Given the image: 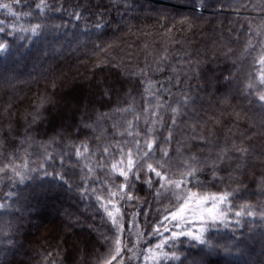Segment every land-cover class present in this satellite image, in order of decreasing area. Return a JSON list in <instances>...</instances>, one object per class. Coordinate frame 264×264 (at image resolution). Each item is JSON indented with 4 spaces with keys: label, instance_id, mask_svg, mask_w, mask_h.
<instances>
[{
    "label": "trees",
    "instance_id": "trees-1",
    "mask_svg": "<svg viewBox=\"0 0 264 264\" xmlns=\"http://www.w3.org/2000/svg\"><path fill=\"white\" fill-rule=\"evenodd\" d=\"M0 1L18 14L0 8V42L9 44L0 52V168L7 171L0 172L7 206L0 264H97L114 233L105 208H119V223L136 211L143 233L159 226L169 200L134 179L130 190L119 189L124 180L112 165L126 167L131 152L135 169L144 145L162 143L169 130L164 167L171 165L174 179L194 156L192 184L203 188L193 191L228 192L257 213L238 230L221 225L206 234L228 252L180 237L181 260L264 264V106L243 89L250 74L259 75L264 0H45L42 9L41 0ZM33 25L38 34L28 30ZM83 94L84 105L74 104ZM172 108H179L176 127ZM232 145L248 149L246 156L215 161ZM214 162L222 170L214 172ZM146 163H163L156 146ZM24 196L30 212L21 215ZM142 240L145 251L160 237ZM144 264H153L151 255Z\"/></svg>",
    "mask_w": 264,
    "mask_h": 264
},
{
    "label": "snow or ice",
    "instance_id": "snow-or-ice-1",
    "mask_svg": "<svg viewBox=\"0 0 264 264\" xmlns=\"http://www.w3.org/2000/svg\"><path fill=\"white\" fill-rule=\"evenodd\" d=\"M16 3L19 4L20 0H16ZM46 6L45 0H41L40 4L36 5L38 9H42ZM0 8L7 9L9 13H13L10 4H0ZM13 15L18 14L13 13ZM76 18L79 19V15H77ZM100 26V24L96 25V27ZM10 27L14 28L15 25H11ZM40 27V25H33L28 30L33 34H38ZM4 31L5 29L0 27V32ZM261 32H264V26H261ZM10 34L12 33L10 32ZM249 45L251 46V41H249ZM8 47L9 44L7 42H0V52H6ZM257 62L260 65L258 77L254 73L250 74L247 78L248 82L243 84V89L246 90L247 96H251L255 102L264 106V49H262L261 56ZM112 90L113 87L111 86L107 88V92H111ZM103 94L105 93L103 92ZM187 100L188 98L185 97V101ZM156 107L159 108V104H157ZM178 112L179 108H172L173 117L170 127H176V114ZM172 136V131L169 130L168 136L163 138L162 143L158 144L155 139L147 142L144 145L146 150L143 152V157L135 163V169L133 168L134 161L131 152L127 153L128 158L126 167H118L117 164L112 165V168L116 169L119 176L124 180V183L118 185L119 189L130 190L132 185L128 183V181L134 179L135 181L144 183L153 191L154 197L168 199L172 208H175V210H172V208L166 209L163 221L160 222L159 226L151 229L152 236L160 237V243L156 245V254H153V249L151 247H148L146 252L143 248L137 251V243H133L131 240H129L130 246L124 245L121 237L123 236L125 228L118 220L119 208H116L115 212L105 208L108 217L111 219V224L114 227V233L112 240L109 241L108 252L98 260L97 264H131L133 259L139 260L141 256L148 259L150 255L153 264H163L165 259L179 261L180 264H184V261L181 260L182 253L176 248V242L180 237H189L191 240L198 241L201 245H206L209 252L218 249H223L228 252L231 251V248L227 243L213 242L207 237L206 234L209 230L218 228L221 225L224 227L234 226L238 230L243 227L246 217H255L257 215L253 206L250 204L235 205L232 202L234 196L228 192L201 195L193 191L192 189L195 187L203 188V185L199 184V182H197V184H192L193 178L199 174L200 164V161L194 156L189 158L190 162H186L182 165L185 171L180 173L181 178L174 179L173 177L177 175V173L175 171H170L171 165H169L168 168L164 167V165H168L171 157L168 151L163 148L164 144L171 143ZM154 146L160 150L161 158L163 159V163H158L156 167H154L152 163H146L147 159L152 155ZM104 151L107 152L108 149L105 148ZM139 151L140 149L137 148V152ZM247 152L248 149L244 147L232 145L229 148L226 146L220 153L216 154L215 161L223 164L229 160L230 155L242 157L246 156ZM79 154V150H77V155ZM145 167L147 173L144 172ZM211 168L214 172L222 170L215 162L211 165ZM13 171L19 176L20 182H23L25 176L20 175L15 169H13ZM0 172H3L5 175L7 174L5 168H0ZM45 175H48V173L45 172ZM153 176L155 179L152 178ZM60 179L63 180L64 177L61 176ZM111 195L116 196L117 193L113 192ZM171 197H175V201H173ZM129 199H131L130 191ZM145 203L147 204V201H145ZM6 207L5 204L0 203V209H5ZM259 215L260 218L264 220V212L259 213ZM169 220L173 222L172 229L165 226L166 222ZM195 224H199L198 229H194L193 225ZM160 227L164 228V232H170V237L165 238L160 232ZM144 235L147 236L149 233L145 232ZM137 236L139 237V234H137ZM147 243L151 244V240L147 241ZM169 243H171V248H169ZM126 254L127 260L125 259ZM201 264H203L202 261Z\"/></svg>",
    "mask_w": 264,
    "mask_h": 264
},
{
    "label": "rangeland",
    "instance_id": "rangeland-1",
    "mask_svg": "<svg viewBox=\"0 0 264 264\" xmlns=\"http://www.w3.org/2000/svg\"><path fill=\"white\" fill-rule=\"evenodd\" d=\"M0 4H4V3H2L1 1H0ZM85 88V87H84ZM86 89V88H85ZM85 99H86V95H82L81 97L79 96L78 98H76L75 99V101H74V104H76V105H84V101H85ZM70 105V107H71V104H69ZM69 107V106H68ZM66 116V115H65ZM68 124H69V122H67V120L66 119H63L61 122H60V126L61 127H63V128H65V127H68ZM23 200H22V203H23V205H22V210L20 211L21 212V215H24V214H26V213H28V212H30V210H29V206H28V198L26 199V196H24L23 198H22ZM136 210V209H135ZM172 210H175V208H172ZM138 211H139V209H138ZM32 212V211H31ZM39 213H41V212H39ZM128 214H129V216H128V222H123V221H121L120 223L121 224H123L124 225V228H125V231H124V233H123V236L121 237L122 238V240H123V244L124 245H128V246H130L129 245V240H131L133 243H137V251H140V249L143 247V241L144 240H142L143 239V232H144V228H142L141 227V223H140V218H141V216H140V214H137V212L135 211L134 212V210L132 211V212H130V210H129V212H128ZM169 221H171V220H169ZM128 224V225H127ZM169 225L171 226V227H173V222L171 221L170 223H169ZM170 226H166V227H170ZM155 227H157V226H155ZM193 227H194V229H198L199 228V224H195V225H193ZM149 232V237L150 238H153L154 236H152V232H151V230H148ZM160 232L163 234V236L165 237V238H167L168 236H170L171 234H169V235H165L164 234V229L163 228H160ZM137 234H139V237L137 236ZM156 243H160V242H156ZM153 244V243H151V245H149V246H147V248L148 247H151L152 249H153V254H156V252H157V250H156V245L157 244ZM23 247L22 248H24L25 246L24 245H22ZM145 251H147V249H145ZM125 258H127V254H126V257ZM148 261V259H145V258H143V264H144V262H147ZM134 262H137V260L136 259H133L132 261H131V264H133ZM141 263V264H142ZM136 264V263H135ZM242 264V263H241Z\"/></svg>",
    "mask_w": 264,
    "mask_h": 264
}]
</instances>
